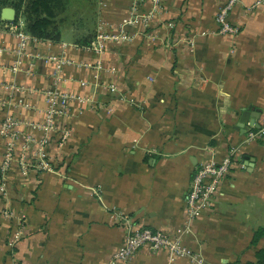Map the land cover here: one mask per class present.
<instances>
[{
  "label": "crops",
  "instance_id": "1",
  "mask_svg": "<svg viewBox=\"0 0 264 264\" xmlns=\"http://www.w3.org/2000/svg\"><path fill=\"white\" fill-rule=\"evenodd\" d=\"M104 1L98 20L119 22L133 5L150 6L149 0ZM224 1L163 0L152 25L131 28L137 33L132 41L110 45L101 69L93 67L98 55L73 41L31 42L33 53L65 51L74 60L64 66L59 89L90 103L81 111L73 102L61 117L72 134L63 146L53 139L46 147L52 170L23 176L18 166L12 169L0 193V264H107L124 241L125 219L175 232L186 224L198 166L222 159L232 145L241 147L239 164L185 242L210 264L258 261L264 251V137L244 140L264 117V3L239 0L229 15L238 33L219 34L216 17ZM6 23L1 11L0 100L6 106L0 102V124L7 114L20 120L16 155L34 158L54 63L39 59L30 73L27 58L24 70L13 74L18 38ZM3 147L0 135V161ZM4 209L17 220L6 219ZM15 229L22 234L11 245ZM116 264L192 263L171 261L167 251L139 250L130 262Z\"/></svg>",
  "mask_w": 264,
  "mask_h": 264
},
{
  "label": "built area",
  "instance_id": "2",
  "mask_svg": "<svg viewBox=\"0 0 264 264\" xmlns=\"http://www.w3.org/2000/svg\"><path fill=\"white\" fill-rule=\"evenodd\" d=\"M150 6L146 10H140L136 5L131 7L128 15L121 21L113 22L101 18L98 20L97 33L95 38L89 45H78L72 43L73 46L83 48L95 52L98 55L96 64L93 66L96 69L103 67V55L107 52L111 44L119 45L132 41L136 32L131 28L142 26L144 28L153 24L154 20L162 13L163 0H149ZM239 0H225L220 6L217 14V22L219 23V34H236L239 31L237 26L230 22V12L236 6ZM104 6L105 1L99 2ZM264 0H256L255 6L261 5ZM6 27L18 38L17 47L14 50V60L10 66L13 74H18L23 68V60H29L27 71L32 72V67L39 59L46 63H54L52 70L53 82L51 86L44 88L43 93L46 96L47 110L44 121L39 123V127L44 136L39 140V147L36 156L28 157L22 153L16 155V142L21 137V131L18 126L22 123L14 116L7 114L0 124V135L4 140L2 158L0 161V193L5 194L7 191V181L12 169L15 166L19 167L20 173L27 176L31 171H47L53 169V164L49 160L46 147L53 139L59 146H63L72 134L71 128L60 123L63 115L67 114L71 104L77 102L79 109L83 111L90 103L86 96L79 94H70L59 89L60 82L64 79V66L75 63L64 51L62 55L40 54L30 51L31 42H36L38 39L25 30L24 22L21 18L17 21H7ZM173 27L174 23H169ZM68 43H63L66 48ZM6 49L0 44V55ZM83 85L87 84L85 80L80 81ZM16 84H12V87ZM111 91H116V86L110 84ZM3 106H6L4 101H1ZM264 137V117L262 118L261 126L258 129L251 128L244 142H252ZM27 141L33 142L34 138L27 136ZM27 148V145L25 149ZM241 155V147L232 145L229 148L228 154L220 160H210L201 163L192 178L187 198L186 212L187 221L183 227H179L175 232H167L162 229H153L149 227L137 226L132 221L126 220V235L120 248L112 255V258L107 264H116L118 262L128 263L139 250H148L151 253L167 251L169 259H187L192 264H210L206 257L200 251L194 250L185 242V237L193 232V224L201 218L212 207L220 186L224 179L235 170L239 164ZM2 215L8 220H17V215L12 210H2ZM21 229H15L10 238V244L14 245L21 237ZM15 264H18L17 262Z\"/></svg>",
  "mask_w": 264,
  "mask_h": 264
},
{
  "label": "trees",
  "instance_id": "3",
  "mask_svg": "<svg viewBox=\"0 0 264 264\" xmlns=\"http://www.w3.org/2000/svg\"><path fill=\"white\" fill-rule=\"evenodd\" d=\"M83 1L93 5L95 10L92 30L73 41L81 46L89 45L96 36L100 0ZM69 3L71 4V0H0V22L2 9L7 6L13 7L17 12V18L14 22L23 18L25 30L29 34L41 40L61 42L67 21L65 14L69 8ZM257 236H260V233ZM257 257L258 261L250 264H264V251H260Z\"/></svg>",
  "mask_w": 264,
  "mask_h": 264
},
{
  "label": "rangeland",
  "instance_id": "4",
  "mask_svg": "<svg viewBox=\"0 0 264 264\" xmlns=\"http://www.w3.org/2000/svg\"><path fill=\"white\" fill-rule=\"evenodd\" d=\"M94 10L93 5L85 3L83 0H71L65 14L67 21L63 29V39L74 41L79 36L88 34L93 28ZM21 19L24 22L23 18Z\"/></svg>",
  "mask_w": 264,
  "mask_h": 264
},
{
  "label": "water",
  "instance_id": "5",
  "mask_svg": "<svg viewBox=\"0 0 264 264\" xmlns=\"http://www.w3.org/2000/svg\"><path fill=\"white\" fill-rule=\"evenodd\" d=\"M17 18V12L13 7H4L2 9V19L4 21H13Z\"/></svg>",
  "mask_w": 264,
  "mask_h": 264
}]
</instances>
